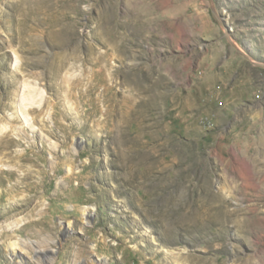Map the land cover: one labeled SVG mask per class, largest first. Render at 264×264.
<instances>
[{
  "label": "rangeland",
  "instance_id": "rangeland-1",
  "mask_svg": "<svg viewBox=\"0 0 264 264\" xmlns=\"http://www.w3.org/2000/svg\"><path fill=\"white\" fill-rule=\"evenodd\" d=\"M0 264H264V0H0Z\"/></svg>",
  "mask_w": 264,
  "mask_h": 264
},
{
  "label": "bare ground",
  "instance_id": "bare-ground-1",
  "mask_svg": "<svg viewBox=\"0 0 264 264\" xmlns=\"http://www.w3.org/2000/svg\"><path fill=\"white\" fill-rule=\"evenodd\" d=\"M29 5V4H28ZM101 81H104V80H100V82H99V84L101 83ZM103 84H105V83H103ZM102 85V84H101ZM99 86V85H98ZM93 88H96V87H93ZM90 92H91V90H89ZM93 91V90H92ZM111 92V88H108V87H105V89H104V96L106 95V94H108V93H110ZM86 93H88V92H86ZM91 94V93H90ZM92 95V94H91ZM37 96H41V94L40 95H32V94H29V95H24V100L25 101H34L36 98H37ZM84 96V95H83ZM88 96V95H87ZM107 96H109V95H107ZM42 97V96H41ZM108 98V97H107ZM35 102V101H34ZM99 104V103H98ZM111 105V104H110ZM91 106V105H90ZM93 108V107H92ZM113 108V107H112ZM99 109V108H98ZM97 110V109H96ZM109 111H111L110 110V108L107 110V112H106V114H108L109 115ZM114 111V110H113ZM97 113V112H96ZM27 116H30L31 115V112L30 113H27L26 114ZM90 116V115H89ZM36 125V124H35ZM2 131V130H1ZM9 176H11V177H13L14 175H15V173L14 172H9V174H8ZM85 214H86V211L84 212ZM17 245L18 244H16V243H11V247H17ZM52 255V254H51ZM45 257L47 258V259H50L51 257H50V255H49V253H47V254H45Z\"/></svg>",
  "mask_w": 264,
  "mask_h": 264
}]
</instances>
